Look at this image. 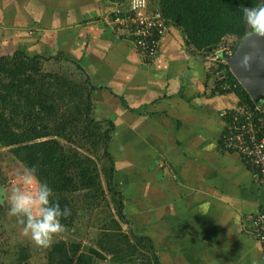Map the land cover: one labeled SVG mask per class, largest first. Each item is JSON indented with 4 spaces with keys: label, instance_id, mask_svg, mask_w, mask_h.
<instances>
[{
    "label": "crops",
    "instance_id": "1",
    "mask_svg": "<svg viewBox=\"0 0 264 264\" xmlns=\"http://www.w3.org/2000/svg\"><path fill=\"white\" fill-rule=\"evenodd\" d=\"M125 1L0 0V57L20 41L30 56L81 64L97 118L116 127L109 149L124 227L151 240L161 264H264L254 228L264 182L218 142L220 114L238 99L211 90L207 59L175 27L144 59L109 22Z\"/></svg>",
    "mask_w": 264,
    "mask_h": 264
},
{
    "label": "trees",
    "instance_id": "2",
    "mask_svg": "<svg viewBox=\"0 0 264 264\" xmlns=\"http://www.w3.org/2000/svg\"><path fill=\"white\" fill-rule=\"evenodd\" d=\"M259 4L260 0H158L153 8L160 9L169 30L175 27L181 31L188 48L209 56L227 37L235 38L231 47L236 51L239 40L250 32L243 9ZM51 62L72 64V71L82 74L81 83L69 78L70 72L63 67L62 72L46 71ZM216 72L223 73L215 84L216 94H233L238 99L237 106L228 112L253 105L226 63L219 62L211 74ZM224 86L231 90L224 91ZM96 90L81 64L65 53L30 56L18 50L0 57V148H7L12 161L24 169L34 167L39 179L53 189V199L70 210L61 223L64 231H72L71 239L61 240L63 231L49 247L37 246V250L45 251L47 264H93L97 258L110 264H161L151 240L136 235L130 227L123 229L129 222L124 197L116 190L109 149L116 127L111 120L96 117ZM218 142L222 151L230 152ZM5 179L0 178V185H6ZM99 208L104 225L97 247L85 246L74 238L76 222L87 214L92 217ZM0 213L8 214V201L5 207L0 205ZM1 220L0 230L4 227ZM8 238L6 243L11 236ZM11 249L5 248L4 254ZM31 257L22 251L12 262L25 264Z\"/></svg>",
    "mask_w": 264,
    "mask_h": 264
},
{
    "label": "built area",
    "instance_id": "3",
    "mask_svg": "<svg viewBox=\"0 0 264 264\" xmlns=\"http://www.w3.org/2000/svg\"><path fill=\"white\" fill-rule=\"evenodd\" d=\"M109 22L130 39L146 60L158 55L169 30L162 12L158 7L151 9L149 0H126L112 11ZM234 52L231 46H220L206 59L209 63H225ZM222 89L230 91L231 87L224 86ZM220 117L224 121L219 137L221 145L238 154L243 163L258 173L264 182V102L260 105H241L232 112H222ZM254 228L257 240L264 247V213L255 218Z\"/></svg>",
    "mask_w": 264,
    "mask_h": 264
},
{
    "label": "rangeland",
    "instance_id": "4",
    "mask_svg": "<svg viewBox=\"0 0 264 264\" xmlns=\"http://www.w3.org/2000/svg\"><path fill=\"white\" fill-rule=\"evenodd\" d=\"M154 2L157 3L158 0H149L150 6L152 8H153L152 4H154ZM16 40H18V39H16ZM234 40H235V38L227 37L223 41L222 45H220V46L221 47H229V46H231V43ZM22 46H23V43H21L20 41L16 42L14 44L13 51H11L10 53L13 54L14 51H16L17 49L18 50L22 49V48H19ZM188 49L193 51L192 48H188ZM22 50H24V49H22ZM24 51L26 53H28V51H26V49ZM193 52H195V51H193ZM197 54L202 56L203 58L205 56L206 57L208 56V54L206 52H201V53H197ZM62 64H64V63H60V65H59L55 62H51V63L46 65L45 70L49 71V72L50 71L62 72L61 68L63 67L65 71L68 70L70 72L69 78L74 77L73 79L75 81L81 83L80 77L82 74H80V72H78L76 70L72 71L74 69V66L72 64H64V65H62ZM208 64L213 69V70H211L212 72H214L215 70L217 71L218 64L209 63V62H208ZM210 74H211V72H210ZM210 77L212 78L210 88H211V90H214L215 86H216L215 84L218 82L219 78L223 77V73L216 72V73H214V75L211 74ZM93 101H94V99H93ZM95 110H96V108H95ZM95 115H96V113H95ZM11 158H12V156L8 153L7 148H0V178H4V179L6 178L4 181L6 185H4V187L7 188L6 189L7 199H8V196H10V194H11L12 188L19 186V177L23 174V171H24V167L21 164H19L18 162L12 161ZM6 202L7 201L4 202L3 207L6 206ZM100 209H102V208H99V210L96 209L95 212L93 213L92 217L87 214L85 217L81 216V218L78 219L76 222L77 223L76 226L78 228V231H77V234L74 236V238L81 240V242L85 246L97 247V240H98L99 236L101 235L102 226L104 225L103 217L101 215H99ZM6 215H7V217H6ZM79 217H80V215H79ZM0 219H2L1 221H3L1 226H4L0 230V264H14L12 262L13 259H15L17 253L22 252V251H26L28 253H31V255H32V257L27 262H25V264H47V261L45 260V251L43 249L37 250V246L30 239V237L23 232V225L18 223L17 219L15 217H12V216L8 215L7 213L3 214V215H1V213H0ZM13 220L15 222H13ZM78 221L81 223L80 225L78 224ZM123 228H125V231H126V227H123ZM11 230L13 232H10ZM71 235H72V231H64V233L60 236V239L64 240V241H69V239H71V237H72ZM9 236H11L12 241L10 238V242L6 243L5 239H7ZM9 247L13 248V249L10 250V253L4 254L3 251H6L5 248H9ZM103 264H109V262H104Z\"/></svg>",
    "mask_w": 264,
    "mask_h": 264
},
{
    "label": "clouds",
    "instance_id": "5",
    "mask_svg": "<svg viewBox=\"0 0 264 264\" xmlns=\"http://www.w3.org/2000/svg\"><path fill=\"white\" fill-rule=\"evenodd\" d=\"M243 18L252 35L264 38V0L257 7L244 8ZM8 215L23 225V232L36 246L47 248L64 231L61 218H67L70 210L53 199V189L39 179L34 167H25L19 186L8 197Z\"/></svg>",
    "mask_w": 264,
    "mask_h": 264
},
{
    "label": "water",
    "instance_id": "6",
    "mask_svg": "<svg viewBox=\"0 0 264 264\" xmlns=\"http://www.w3.org/2000/svg\"><path fill=\"white\" fill-rule=\"evenodd\" d=\"M225 62L252 101L256 104L264 101V38L247 33ZM6 189L0 186L1 206L7 201Z\"/></svg>",
    "mask_w": 264,
    "mask_h": 264
}]
</instances>
